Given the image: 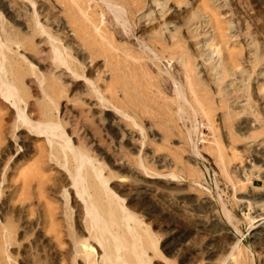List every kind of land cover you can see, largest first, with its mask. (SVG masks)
Wrapping results in <instances>:
<instances>
[{
  "label": "rangeland",
  "instance_id": "374dc122",
  "mask_svg": "<svg viewBox=\"0 0 264 264\" xmlns=\"http://www.w3.org/2000/svg\"><path fill=\"white\" fill-rule=\"evenodd\" d=\"M142 2L0 0V39L27 69L25 118L40 120V84H59L47 99L63 138L28 140L0 99V264H103L68 191L67 144L108 180L120 227L140 229L150 264H264V0H158L150 18L154 0ZM84 237L99 254L88 257Z\"/></svg>",
  "mask_w": 264,
  "mask_h": 264
},
{
  "label": "bare ground",
  "instance_id": "6f19581e",
  "mask_svg": "<svg viewBox=\"0 0 264 264\" xmlns=\"http://www.w3.org/2000/svg\"><path fill=\"white\" fill-rule=\"evenodd\" d=\"M157 1L158 0H154V4L155 5H151L153 10L152 11L150 10L151 12L147 13V14H149L148 18H150L153 13L155 14L156 9L153 6H157L158 5ZM135 2L139 3V5L141 4V7H143L142 0H135ZM106 3H107V1H106ZM166 4L167 3L165 2V4L163 3L162 5H166ZM108 5H109V8L112 10L113 14L117 17V19L122 18L123 15L121 14L122 10L120 8H118L117 6L112 5L110 1L108 2ZM95 7H97V6H95ZM173 14H172V16H175V14H178V13L175 12V10H174ZM34 19H36V18H34ZM168 20L165 19L163 22H161V24L164 25L166 27V29H168L170 24L173 22L172 20H169V21ZM37 25H38V23H37ZM59 26L61 27V25H59ZM217 26H218V24H217ZM37 28H38V26H37ZM93 29L95 30L94 27H93ZM2 30H1V32H2ZM152 30H154L153 27L150 28V29L148 28V31H152ZM3 32H4V30H3ZM2 33H0V34H2ZM40 34L42 35V33H40ZM66 36L68 38L72 37L68 33H66ZM100 36H101V39H103V40H105V38H107V40L109 39V35H108V32L106 30L102 31V35H100ZM3 41H1V39H0V99L4 103H10L11 104L10 108H12V112H14L15 115H16V118L18 120H20L19 121L20 125H18V127H26V128L29 129L28 136H27L28 140L31 138V136H43L44 135V137H47V139L49 138L50 144H51L52 143L51 141L55 140V139L51 140L52 139L51 136L55 135L54 136V138H55V137L60 136V135H59V133H56L57 132L56 131L57 127L55 128V126H54L55 124H52L50 122L49 111L51 110V106H52L50 102L51 101L54 102L60 97V88H61V86L59 84H54L52 82L49 83V84H46L45 86H43V83L40 84V86L42 87V92L45 93V95L43 94L45 96V98H44L45 102L43 104L39 105V112L38 113L40 114V120H38L36 122H33V121H31V120H29L27 118L28 119V121H27V119L25 118V114H24L25 111L23 110V107H21V105H22L21 101H22V99H24V94L26 92L24 90H22V91L19 90V87L22 86L21 85L22 81L28 75L25 72L27 69L25 70L23 64L20 63L15 57L11 56L10 53H8L9 52V44L8 43H10V42H8V40H6V42H3ZM12 44L10 46H12ZM15 45L17 47L19 46L17 44H15ZM51 48H52V53H51L52 56L51 57H52V60L55 62L56 66L58 68H60L62 66L67 65L68 68L71 69L72 68V66H71L72 63L71 62L69 63L62 56L61 52L56 47L53 46L52 43H51ZM28 66L30 67L31 65H28ZM40 66H42L41 63H40ZM213 70H214V68H213ZM211 72L213 73V71H211ZM216 73H217V71H216ZM74 78L76 80H79V79H82V78L84 79L83 75L81 76V75H76V74L74 75ZM85 80H86V78H85ZM116 86H117V84L114 83V82H112L109 85V87L111 88L110 92L112 93L111 97L113 98V100H112V102H113L112 109L117 110V113H118V107H117V105L115 103V96H114V93L116 91ZM93 88H94V85H93ZM93 88H92L93 92H90V96L91 97H95V94H94V92H95L96 96H99L101 98V95H100V92H99L100 91L99 87L97 86L96 88H94V89ZM47 98L50 100V102L48 101ZM96 98L98 99V97H96ZM98 100H100V99H98ZM101 101H102V99H101ZM121 114H123V113H121ZM113 123L111 122V120H109L107 127L109 126V124H110V126H113ZM62 140H63V138H62ZM65 143H66V141L64 142V144ZM53 145H51V146L53 147ZM67 145H64V146L61 145V147L58 146L59 147L58 149H59V151L61 150L62 153L63 152L65 153V158H64V156H61V157L64 158V159L67 158L66 159V163L68 162L70 165H71V163L74 164V165L71 166V168L68 166V172H69V177L70 178L69 177H66V178H67L68 182L71 179V183H69L68 191H70V195L72 197V201H73V203H75L79 213H81L80 215L84 214L86 216L85 217L86 218V227L89 228L88 229L89 232H91V230H92V235H93L92 239L93 238L95 240L97 239V241H98V243H99V245L101 247L100 248V252L102 251V253H103L102 263L103 264H136V262L137 263L139 262L140 264H143V263L150 264V261L144 259L145 255L147 254V249H148L149 244H148V242L143 240L142 235H141V233L139 231L140 229L138 230L137 227H120V221L123 218V216H122L123 214L121 213V211L119 209V206L116 204V201L113 198L114 196L112 194L107 193L106 190L104 191V189H106V188H104V187H106V186H104V184L108 180L105 181V180L102 179L101 184H100L99 181H100L101 177H100L99 171L97 169H95L93 166H90L88 164L90 159L92 160V158H90V156L84 150H82L80 148H74L73 149V148L69 147V149L71 148V150H72V154L69 153V152H68V154H71L72 156L68 155L67 152H66L67 150H65V147ZM66 148H68V146ZM56 151H58V150H56ZM61 152H59V153L61 154ZM57 155L59 156V154H57ZM73 159L75 160L74 162H73ZM261 162H264V160L261 159ZM100 169H101V167H100ZM99 177H100V179L97 182L96 178H99ZM27 183H29V182L27 181ZM27 186L28 185L26 184L25 187H27ZM23 187H24V185H23ZM66 190H67V188H66ZM84 194H87L88 197L86 195L84 196ZM76 195H78L82 199L83 202L85 201L84 205L82 203L83 206L81 205V203H79L80 201L78 200ZM117 199H118V197H117ZM54 208H55V206H54ZM54 208L52 210L48 209V211H47V212H49V218L51 217L52 221H54V219H53L54 217L53 216H54V214H56L55 213L56 211L55 212L53 211ZM44 212L46 213V211H44ZM45 217H46V215H45ZM81 218H83V215H82ZM128 218H130V217L128 216ZM123 219H126V218L124 217ZM25 220L28 221L27 219H24V222H25ZM38 220H39V218H38ZM260 220H263V219H260ZM260 220H258V222ZM45 221H47V220H45ZM122 222H124V221H122ZM27 223L30 224V222H27ZM51 223H55V222H51ZM30 225H32V224H30ZM81 225H80V227H81ZM116 225H118L119 227H116ZM53 226H54V224H53ZM53 226H51V227H53ZM28 227H30V226H28ZM78 227H79V225H78ZM6 231H7V229H6ZM78 232L80 233V236L83 234V230H82V232H81V230H79ZM2 233H4V230H3ZM7 234H8V232H7ZM7 234H5V235H7ZM89 234H91V233H89ZM9 235H8L9 237L12 236L10 234V232H9ZM10 239L11 238H9V240ZM146 239H147V237H146ZM83 240L85 241V242L82 241L83 242V246H84L83 249L87 252L86 254L88 255V257H91L92 254L94 255L95 252H96V254L97 253L99 254V247H98V249L97 248L95 249V247L93 246V244H95L94 242H93V244H91L90 242H88L87 238L85 239V237L83 238ZM89 240H91V239H89ZM7 242H8L7 236H6V238L2 237V244L3 243L5 244ZM85 251H84V254H85ZM83 256L84 255H82V258H83ZM86 257L84 258V260L87 259ZM82 258H80V259H82ZM94 258L92 257L91 261H89V263L92 262L91 264H97V262L95 261ZM82 262H84V264H85L87 261H83V259H82L81 263Z\"/></svg>",
  "mask_w": 264,
  "mask_h": 264
}]
</instances>
